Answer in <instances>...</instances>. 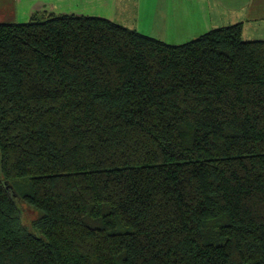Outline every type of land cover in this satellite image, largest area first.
Returning a JSON list of instances; mask_svg holds the SVG:
<instances>
[{
    "label": "trees",
    "instance_id": "trees-1",
    "mask_svg": "<svg viewBox=\"0 0 264 264\" xmlns=\"http://www.w3.org/2000/svg\"><path fill=\"white\" fill-rule=\"evenodd\" d=\"M242 34L0 24V264H264V41Z\"/></svg>",
    "mask_w": 264,
    "mask_h": 264
},
{
    "label": "crops",
    "instance_id": "crops-1",
    "mask_svg": "<svg viewBox=\"0 0 264 264\" xmlns=\"http://www.w3.org/2000/svg\"><path fill=\"white\" fill-rule=\"evenodd\" d=\"M43 14L96 17L135 31L145 24L156 32L177 28L180 42L173 35L169 45L235 24L243 25L244 41H264V0H0V24H23ZM248 32L255 39H245Z\"/></svg>",
    "mask_w": 264,
    "mask_h": 264
},
{
    "label": "rangeland",
    "instance_id": "rangeland-1",
    "mask_svg": "<svg viewBox=\"0 0 264 264\" xmlns=\"http://www.w3.org/2000/svg\"><path fill=\"white\" fill-rule=\"evenodd\" d=\"M153 28H154V26H153ZM153 28H152V26L145 24V25H141L138 29L139 31H137V32H139L140 34L146 35V36H150V37L153 35L154 36L153 38H156L158 40H159L160 36H162V38H164L168 43L165 42L163 39L161 41H163L167 44H170V42H174L173 41L174 39L169 38V37L175 35V36H177L176 42H180V39H179L180 32H179V30H177V28H174V30H173V29H168V28L164 27V29L159 30V27H158L157 28L159 30L158 32H156V30H154ZM251 34H252V32H248L244 36V38L245 39L250 38ZM251 38L255 39V36L252 35ZM21 191L22 190H20V192ZM19 206H20V209H21L22 214H23L24 223L26 224V226L29 229H31L33 221H35L38 218V213L36 211H34L33 209H31L30 207H28L27 205L23 204L22 202H19Z\"/></svg>",
    "mask_w": 264,
    "mask_h": 264
}]
</instances>
